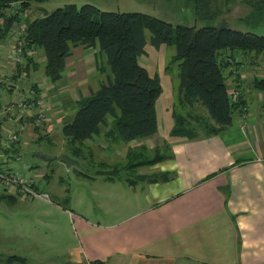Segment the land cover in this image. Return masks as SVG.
Wrapping results in <instances>:
<instances>
[{
    "label": "crops",
    "instance_id": "0c3cea01",
    "mask_svg": "<svg viewBox=\"0 0 264 264\" xmlns=\"http://www.w3.org/2000/svg\"><path fill=\"white\" fill-rule=\"evenodd\" d=\"M98 50L75 47L66 60L63 78L42 85L45 99L54 107L53 114L49 111L53 129L57 122L64 124L65 118L76 110L80 97L97 91L105 75L111 74L105 54H101V63L106 73H100ZM6 53L2 43L0 58L9 61ZM33 56L44 67V49L37 48ZM236 61H241L234 65L239 78H230L229 85L232 96L237 93L244 99L245 110L223 131H204L194 138L170 135L176 123L174 111L185 115L191 110L182 109L177 103L178 75L167 80L165 75L151 72L145 61L149 72L159 73L162 80L163 93L157 101L159 128L148 136L118 143L128 149H161L168 141L165 154L170 157L147 166L148 170L143 172H132L141 177L134 186L123 179L124 190L137 197L125 205L128 212L119 221H108L109 214L102 211L105 222L72 210L76 214H70L75 239L79 242L72 250L45 259L38 254L42 252V241L33 240L35 245H31V237L22 236V242H27L23 256L29 264H264V89L256 87L264 79V70L251 66L246 58L238 57ZM2 64L0 61V67ZM9 119L14 116L10 115L5 123ZM102 129L103 133L108 131L107 126ZM98 139L105 140L104 136ZM128 152L124 158L128 159ZM44 173L41 172L42 176L47 178ZM122 173L125 177L132 174ZM164 174L169 175L168 181L147 180ZM19 201L28 202L18 199L16 203ZM63 202L70 203L65 197ZM28 209L37 210L35 206ZM64 209L73 208L66 205ZM36 212L40 215L41 211ZM11 251L12 248L9 252L3 250L5 255Z\"/></svg>",
    "mask_w": 264,
    "mask_h": 264
},
{
    "label": "trees",
    "instance_id": "16d2710c",
    "mask_svg": "<svg viewBox=\"0 0 264 264\" xmlns=\"http://www.w3.org/2000/svg\"><path fill=\"white\" fill-rule=\"evenodd\" d=\"M38 1L41 0H0V40L5 39L10 30L26 24L19 35L24 45L23 60L18 63L19 72L8 77L0 76V126L4 125L10 115H17L14 108H9L5 113L1 94L4 90L11 94L17 84H24V75L21 77L19 73L41 75L46 84L54 83L63 78L66 60L77 46L99 48L96 59L100 73H106L101 63V54L106 55L111 71V74L105 75L97 91L77 101L76 110L67 116L71 119L63 124L67 147L65 151L79 160V169L82 160L88 158V155V159H93L94 153L87 143L89 141L96 142L104 136L107 142H128L158 130L157 101L163 93V86L160 74H151L144 65V58L149 57L148 45L155 50L163 46L175 48L174 61L177 62L179 78L177 103L182 109H191L185 115L174 111L176 123L170 132L171 136L197 137L199 131L194 127L197 124H203L209 134L219 133L232 124L235 116L241 114L245 101L241 96L236 101L232 99L229 79L235 80L239 76L236 68L229 67V62L238 66L241 61L236 59L240 58V52L264 53V35L234 29L226 23L200 26L174 24L154 14L103 9L94 3L81 6L67 3L52 11L41 7L35 9V14H38L31 18L28 9H33V3ZM193 2L198 6L202 4L201 0ZM195 11L197 15L200 14L198 8ZM37 48L45 51L44 67L33 56ZM41 69L45 76L40 73ZM25 84L45 98L40 83ZM258 84L257 88L264 89V79L259 80ZM196 105L206 108L211 120L209 117L193 115V107ZM190 116L197 117L196 124ZM27 120L33 121L32 117ZM104 126L108 127L105 133L102 129ZM142 149L146 147L142 146ZM141 152L146 154L140 151L137 158L128 152V159L132 160L130 167L123 165L121 168V164L120 169L118 166L110 169L105 161H99L107 169L100 170L104 173L96 174H103L110 181L124 179L134 186L141 177L132 179L129 175L122 178L121 173L117 176L116 173L150 166L170 157L162 153L160 148L155 150L150 160ZM43 172L47 178H51L48 171ZM153 177L147 180L159 182L170 178L168 174ZM68 198L67 195L65 201L68 202ZM3 199L10 203L18 200L13 194L6 193L0 194V200ZM0 264H29V261L24 256L0 253Z\"/></svg>",
    "mask_w": 264,
    "mask_h": 264
},
{
    "label": "rangeland",
    "instance_id": "374dc122",
    "mask_svg": "<svg viewBox=\"0 0 264 264\" xmlns=\"http://www.w3.org/2000/svg\"><path fill=\"white\" fill-rule=\"evenodd\" d=\"M201 5H196L193 0H41L33 3V9H28L29 17L33 18L35 15V9L37 6L44 7L45 9L52 11L58 6H63L67 3H75L81 6L85 3H94L103 9H110L116 11H140L155 16L164 18L173 22L174 24H188L194 25H220L226 23L231 28L242 30L245 32H254L257 34L264 35V0H201ZM200 2V3H201ZM195 6V8H194ZM198 8L197 15L195 9ZM199 16V17H198ZM22 24L17 26L19 28ZM26 25V24H23ZM4 44L5 49L9 47V43H6L4 39L0 40ZM149 57L144 58L148 61V65L151 72H159L165 75V79L175 77L178 71L177 62L174 61L175 48L173 46H165L160 50H155L151 46L148 48ZM240 58H246L250 61V65H257L256 67L261 68V72L264 70V53L258 55L254 51L240 52ZM6 56L9 57L8 53ZM10 60V59H8ZM3 62L0 67V74L6 72L9 75H15L19 72L18 65L9 64L6 59H1ZM144 61V63H146ZM229 67L233 66L229 62ZM22 70H24L22 68ZM228 71L231 72L228 68ZM41 73V72H40ZM20 76L24 75L23 83H40L39 85L46 84L41 75L32 76V74H25L20 72ZM18 74V75H19ZM39 74V73H38ZM19 76V77H20ZM235 76V75H234ZM233 76V77H234ZM237 78L235 79V81ZM48 81V80H47ZM38 86V85H37ZM43 90V89H42ZM41 92L43 93V91ZM167 93V91H166ZM240 96V94L234 93V95ZM165 94L162 99L166 97ZM80 97L78 99H84ZM45 107L48 111H54L52 104L44 100ZM161 109V101L158 104ZM180 109V108H179ZM245 110V106L241 112ZM52 113V112H51ZM182 114V112L180 111ZM193 115H201L202 117H209L206 108L200 105L193 107ZM53 114V113H52ZM197 118V117H196ZM196 118L190 116L193 123L196 122ZM201 118V117H200ZM24 121L26 125L25 132L20 136V143L17 145V151L22 156V160L13 159V164L16 166L28 165L32 166V172L39 176L41 180V187L44 188L45 192L50 194L52 199L51 202L43 199H18L27 200L28 202L10 203L6 200H0V252L4 253L3 250L9 252L12 248V254L22 255L25 254V244L22 242V236H28L30 238L29 243L35 245L33 240L42 241L43 246L41 247L42 252L38 254L49 259L53 256L63 254L68 250H72L73 247L79 243L75 239L77 236L74 233V226L72 221V215L82 214L91 220L101 221V211L109 214L107 220L119 221L122 215L128 211L125 209V205L134 201L137 195L134 193L127 192L124 190V181L122 179H116L115 181H108L104 173L100 170L103 168L102 162L105 161L112 169L114 166H118V169L123 168V165L131 166L132 160L129 161L123 155H126L128 150L130 155L136 156L140 154V151H145L147 159L150 160L155 155V149H142V147H136L135 149L127 148L126 145L121 143L108 144L107 141L97 139L96 142H87L92 152L94 153L93 159L88 158L82 160L81 169L74 165L70 169L66 165L58 160V156L63 153H68L66 147V140L63 134V123L56 124L55 129L50 125L53 123V117L46 123L40 124L39 126L35 122V118ZM203 119V118H201ZM208 123V122H206ZM196 124V123H195ZM37 125V126H36ZM203 124H197L194 127L198 128V133L204 132ZM23 128V125H22ZM168 141H164L161 147V152L166 153L168 150ZM115 145V146H114ZM118 145V146H116ZM113 151V152H112ZM44 153L45 155L52 156V160H44L36 156V153ZM119 153V155L117 154ZM71 155V154H70ZM8 155H4L7 158ZM135 158V159H136ZM96 160L97 162H94ZM114 164H113V163ZM110 163V164H109ZM142 168L136 169L142 172L148 170L147 166H141ZM29 172L30 169L25 167ZM48 171L51 178H45L41 172ZM121 170L116 173V176L121 173V177L124 178L122 172H134ZM81 173H86L82 175ZM95 177V179H90ZM106 178V179H105ZM130 178L135 179L134 173L130 174ZM127 185V184H125ZM68 190V191H66ZM2 194V192H0ZM69 197L70 205L73 209H64L62 205L63 198ZM34 200V201H33ZM143 195H141V201L144 204ZM33 201V202H29ZM68 203V202H67ZM29 206H35L37 210H40V215L36 211L28 209ZM74 210V212H72ZM44 211V213L42 212ZM48 214H51L50 218ZM76 215V214H75ZM38 216V217H35ZM105 222V220L103 219ZM10 246V247H8ZM35 250V249H34ZM9 253L10 255H12ZM5 255V253H4Z\"/></svg>",
    "mask_w": 264,
    "mask_h": 264
},
{
    "label": "built area",
    "instance_id": "2783aa9c",
    "mask_svg": "<svg viewBox=\"0 0 264 264\" xmlns=\"http://www.w3.org/2000/svg\"><path fill=\"white\" fill-rule=\"evenodd\" d=\"M24 29L25 25L22 24L19 28L10 30L4 39V41L12 40L7 49L12 65H19L18 63L23 60V45L19 35ZM5 75L9 76L6 72L0 74L1 77ZM232 99L236 101L237 95L235 94ZM1 100L5 113L9 111V108H14L17 115L14 119H9L8 124L4 123L0 126V192L14 194L20 198H38L51 202L50 194L41 187L39 177L31 170L29 172L26 170L25 167L29 168V166L13 164V159L19 161L23 159L20 153L14 151L21 140V133L23 134L26 128L23 122L32 117L39 126L50 119L49 111L45 107V98L39 96L30 85L17 84L15 91L11 94L4 90ZM4 155H8L7 158H4Z\"/></svg>",
    "mask_w": 264,
    "mask_h": 264
},
{
    "label": "water",
    "instance_id": "95a60500",
    "mask_svg": "<svg viewBox=\"0 0 264 264\" xmlns=\"http://www.w3.org/2000/svg\"><path fill=\"white\" fill-rule=\"evenodd\" d=\"M70 119H71V117H66L64 122H67ZM36 156L41 158V159H44V160H52L53 159L52 156H48V155H45L44 153H39V152L36 153ZM58 160L63 162L68 169H70L74 165H76L78 167L80 166L79 160H77L76 158H74L73 156H71L68 153H63V154L59 155Z\"/></svg>",
    "mask_w": 264,
    "mask_h": 264
},
{
    "label": "bare ground",
    "instance_id": "6f19581e",
    "mask_svg": "<svg viewBox=\"0 0 264 264\" xmlns=\"http://www.w3.org/2000/svg\"><path fill=\"white\" fill-rule=\"evenodd\" d=\"M17 11V10H16ZM19 11V10H18ZM24 46V45H23Z\"/></svg>",
    "mask_w": 264,
    "mask_h": 264
}]
</instances>
